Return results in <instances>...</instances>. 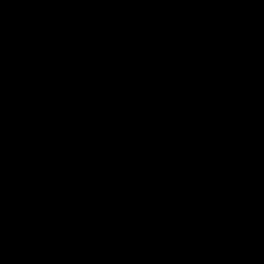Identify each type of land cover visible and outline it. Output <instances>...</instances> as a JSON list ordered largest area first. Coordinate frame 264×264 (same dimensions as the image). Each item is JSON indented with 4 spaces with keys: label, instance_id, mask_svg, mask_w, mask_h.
I'll use <instances>...</instances> for the list:
<instances>
[{
    "label": "water",
    "instance_id": "95a60500",
    "mask_svg": "<svg viewBox=\"0 0 264 264\" xmlns=\"http://www.w3.org/2000/svg\"><path fill=\"white\" fill-rule=\"evenodd\" d=\"M2 0H0V3H1Z\"/></svg>",
    "mask_w": 264,
    "mask_h": 264
}]
</instances>
